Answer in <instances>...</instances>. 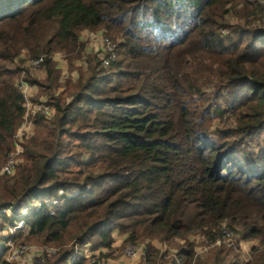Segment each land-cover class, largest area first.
<instances>
[{"label":"trees","instance_id":"16d2710c","mask_svg":"<svg viewBox=\"0 0 264 264\" xmlns=\"http://www.w3.org/2000/svg\"><path fill=\"white\" fill-rule=\"evenodd\" d=\"M261 1L0 0V166L24 116L20 81L53 112L32 119L14 175H0V209L14 213L0 221L25 224L15 242L59 247L44 264H67L71 241L108 260L115 236L143 244L144 264H264V29L247 21ZM237 7L245 23L229 25ZM84 31L116 44L109 67L97 54L81 60ZM56 53L83 62L63 74ZM39 58L41 80L12 68ZM224 229L232 242L212 246ZM191 235L204 238L203 257Z\"/></svg>","mask_w":264,"mask_h":264},{"label":"built area","instance_id":"2783aa9c","mask_svg":"<svg viewBox=\"0 0 264 264\" xmlns=\"http://www.w3.org/2000/svg\"><path fill=\"white\" fill-rule=\"evenodd\" d=\"M92 37H94V35H92ZM116 50H117L116 44L112 40L108 39L107 37L101 34V37H99V47H97L94 50V53L97 54L98 57L100 58L103 67H109L110 64L117 57ZM42 62H43L42 58L35 60L33 59L28 60L24 65V69L39 70L41 68ZM23 78L24 76L21 77V79ZM27 84L28 83H26L23 80H21L19 84V89L24 99V104H23L25 110L24 116L14 136V150L8 154L5 163L1 164L0 175H7V176L14 175L15 168L19 163L17 157L19 156L20 153H22V143L30 138L35 128L32 119L36 117L50 119L53 114L52 108L46 104V101H39L37 103H33L31 101ZM74 195L75 192L64 193L63 191H59L58 193L59 198L62 196H66V198H71ZM59 198L57 200L54 199L50 201V203L54 206L56 205L58 206L59 204H61ZM40 206H41L40 203H34V204L32 203L31 208H36V210H39ZM28 208H29L28 204L23 205L21 207L22 215H25L27 213ZM11 213H12L11 208L0 209V216L5 214L6 216L10 217ZM24 226H25L24 221L20 220L14 223L5 224V226L2 229H0V239H1V243L3 244L2 248L8 250L7 262L10 264H17L21 260L23 261L27 260L28 261L27 264H44L47 257L54 256L59 249L54 247L36 248V247L16 245L14 242V236L16 235V232L25 230ZM222 234L223 235L220 237V239H217L214 243L211 244L212 246H217V247L222 245L229 246V244L232 242V240L235 237V235L228 229H224ZM206 249L207 248H205L204 251H206ZM143 252H144L143 244L128 245L123 251V256L126 259H132V260L139 259L141 261V264H144ZM89 257H90L89 248L83 249L82 252L79 250L78 244H74L72 253L68 259L67 264H74L75 261L81 258L88 260ZM90 263L93 264L92 261Z\"/></svg>","mask_w":264,"mask_h":264},{"label":"rangeland","instance_id":"374dc122","mask_svg":"<svg viewBox=\"0 0 264 264\" xmlns=\"http://www.w3.org/2000/svg\"><path fill=\"white\" fill-rule=\"evenodd\" d=\"M261 1V0H260ZM261 7H264V0L263 1H261ZM242 15V10H241V7H237V8H235V10L234 11H231V15L229 16V25H237V24H242V23H245V22H243V21H240L239 20V17ZM259 17V18H258ZM257 18L259 19L257 22L256 21H254V22H252V19L251 18H247V21H248V23H249V28H251V29H264V13L263 14H258V16H257ZM246 26H247V23H246ZM118 42L120 41V40H117ZM82 43L84 42L85 43V41H81ZM84 51H88V52H90V50H88V48H87V45L84 47ZM86 54H88V53H86V52H84V53H82V56H81V60H83L84 59V56H86ZM92 54H95L94 53V51L92 52ZM25 58V56L22 54L21 56H20V59L22 60V59H24ZM76 61H78V60H76ZM76 61H73V62H76ZM80 61V60H79ZM12 68H20V69H22V70H24L23 68H24V65L23 64H17V63H15V65L12 67ZM73 71V70H72ZM43 95L45 94V93H42ZM210 95L212 94V92H210L209 93ZM223 94H225V93H222L221 95H223ZM213 99V98H212ZM39 101H47V97H45L44 99H37V102H39ZM36 102V103H37ZM212 103H216V105H218V106H222L223 108H225L224 106H225V103H224V101H223V99L222 98H219V100L217 101V102H214V100L212 101ZM228 117H230L229 116V113H226L225 114V116L223 117V119H221V123H224V126H226V124H225V120L228 118ZM217 122V121H216ZM221 123H216V124H219V126H223V124H221ZM227 126H233V122H232V120H230L229 122H227ZM35 128H34V131H33V133H32V135L30 136V138L31 137H33L35 134ZM29 138V139H30ZM29 139H27V140H29ZM27 140H25V141H27ZM260 146L262 147V148H264V135H262L261 137H260ZM259 145L257 144V143H253L252 145H248L247 146V149L249 150V151H254V152H258L259 151ZM89 156H87V158H88ZM86 160V157L84 156L83 158H81V160ZM5 163V162H4ZM3 164V163H2ZM70 193V192H69ZM60 195V194H59ZM63 197H66V196H63ZM58 199V198H57ZM57 199H55V200H57ZM61 204H63V201H61ZM22 210V209H21ZM20 212H22V211H20ZM14 213H11V216L13 215ZM22 214V213H21ZM5 225L4 224H2V222L0 221V229H2L3 227H4ZM24 232H26V229L24 230ZM18 232H16V234H17ZM24 234H26V233H23V235ZM223 234L221 233V236H222ZM114 236H115V234H114ZM220 236V237H221ZM192 238H195L196 239V253H198L201 257H203L204 256V254H205V252L206 251H204V249L205 248H207V246H206V244H204L203 242H204V238L203 237H201V236H197V235H191L190 237H189V239H190V241L191 242H193L194 240L192 239ZM193 240V241H192ZM16 240H14V242H15ZM179 242V241H178ZM26 243V245H21V244H18L17 242H15V244L16 245H19V246H29V247H36V248H43V247H48V248H57V249H59V247H55L54 245H51V246H37V245H34L35 243H30V242H25ZM123 243V241H122V238H120V237H116L115 236V241H114V243H113V248H111V250H109V260H111V261H114V260H116V259H123L122 261H126V264H141V261L139 260V259H135V260H132V259H126L124 256H123V251L125 250V248L128 246V245H123L122 244ZM157 247L159 246V244L156 242V241H154L153 242ZM180 244H182L183 242H179ZM194 243V242H193ZM74 244H76L75 243V241H71L69 244H67L66 246H65V249L66 248H69V249H71V250H73V246H74ZM258 244H257V242H255V241H250V242H242L241 244H240V256L242 257V251H243V253L246 255V253H249L250 252V249L251 248H253V247H256ZM90 246V245H89ZM3 247V244L1 243V239H0V248H2ZM78 247H79V250L80 251H82L83 252V249L78 245ZM92 245L90 246V247H88L89 249L91 248L92 249ZM64 248V247H63ZM171 248H174V247H171ZM90 249V257L88 258V260H86L87 262H88V264H91L90 262L92 261L93 262V264H105V257H103V255H102V252H103V254H105L107 251H103V250H91ZM163 249H165L164 247H163ZM242 250V251H241ZM6 252H7V256H8V250H6ZM200 252H203V253H200ZM113 255V256H112ZM111 256V257H110ZM103 257V258H102ZM245 257V260H247L248 258L246 257V256H244ZM241 259V264H244V260H243V258H240ZM7 260V259H6ZM28 263V261L27 260H25V261H23V260H21L19 263H17V264H27ZM122 263H124V262H121L120 264H122Z\"/></svg>","mask_w":264,"mask_h":264},{"label":"crops","instance_id":"0c3cea01","mask_svg":"<svg viewBox=\"0 0 264 264\" xmlns=\"http://www.w3.org/2000/svg\"><path fill=\"white\" fill-rule=\"evenodd\" d=\"M82 37L80 38L81 41H85V46L87 45L88 50H90V52L88 51H84L88 54H92V52L99 47V37H101V32H89V31H84L81 33ZM92 35H94V37H92ZM83 52V53H84ZM53 60L57 63V67L59 69H61L63 72V74L67 73L68 68L70 66L76 67L79 66L80 64H82L83 61H76V62H70L68 63L65 59L64 56H62V54L60 53H56L53 55ZM30 77L36 79V80H41L43 78H45L46 73L45 70L43 68H40L39 70H30ZM66 75H63L61 79H63ZM71 76H76L75 70L71 73ZM27 88L29 91V96L30 99L33 103L37 102V99H43L45 98V94L43 95L42 92L39 91V89L35 86V85H30L27 84ZM106 251V250H103ZM113 256V255H112ZM123 259H119V260H105V264H120L121 262H124L122 264H126V261H122Z\"/></svg>","mask_w":264,"mask_h":264}]
</instances>
